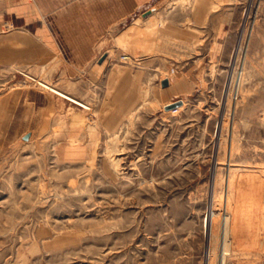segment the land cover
Masks as SVG:
<instances>
[{"label": "rangeland", "instance_id": "obj_1", "mask_svg": "<svg viewBox=\"0 0 264 264\" xmlns=\"http://www.w3.org/2000/svg\"><path fill=\"white\" fill-rule=\"evenodd\" d=\"M22 48L0 60V264H264V0H147L80 86Z\"/></svg>", "mask_w": 264, "mask_h": 264}, {"label": "crops", "instance_id": "obj_2", "mask_svg": "<svg viewBox=\"0 0 264 264\" xmlns=\"http://www.w3.org/2000/svg\"><path fill=\"white\" fill-rule=\"evenodd\" d=\"M147 0H0V60L15 61L16 40H22L23 64L48 67L64 62L77 72V83L91 80L111 64L108 57L95 63L97 44L116 26L141 9ZM217 22L225 17L219 14ZM14 26L6 29L5 23ZM225 22H219L224 28ZM218 24V25H219ZM48 62V63H47ZM88 74V75H87ZM169 84V80H168ZM167 84V85H168Z\"/></svg>", "mask_w": 264, "mask_h": 264}, {"label": "water", "instance_id": "obj_3", "mask_svg": "<svg viewBox=\"0 0 264 264\" xmlns=\"http://www.w3.org/2000/svg\"><path fill=\"white\" fill-rule=\"evenodd\" d=\"M161 84L163 86H166L168 84V80L167 79L162 80ZM180 104H181V100H178L176 102H173V103L168 104L167 106H165V109H172V108H175V107L179 106Z\"/></svg>", "mask_w": 264, "mask_h": 264}, {"label": "built area", "instance_id": "obj_4", "mask_svg": "<svg viewBox=\"0 0 264 264\" xmlns=\"http://www.w3.org/2000/svg\"><path fill=\"white\" fill-rule=\"evenodd\" d=\"M13 26H14V24H13V20H9L7 23H5V28H6V29L12 28ZM121 59H123V60H127V59H129V57L126 56V55H122V56H121Z\"/></svg>", "mask_w": 264, "mask_h": 264}, {"label": "bare ground", "instance_id": "obj_5", "mask_svg": "<svg viewBox=\"0 0 264 264\" xmlns=\"http://www.w3.org/2000/svg\"><path fill=\"white\" fill-rule=\"evenodd\" d=\"M46 86V85H45ZM49 88V87H48ZM50 89V88H49ZM56 93H58V94H60L61 96H64V97H66V98H68V99H70V100H72V101H74L73 99H71V98H69L68 96H66L65 94H63V93H61V92H58V91H56V90H54ZM239 91V90H238ZM75 102V101H74ZM76 103H78V102H76ZM240 197V196H239ZM237 198V197H236ZM240 205H241V203H240ZM242 208V207H241ZM213 216V215H212ZM210 217V216H209ZM239 217V216H238ZM235 219V218H234ZM238 220V219H237ZM235 221H236V219H235ZM238 222V221H237ZM234 223H236V222H234ZM232 224V223H231ZM261 224V223H260ZM262 224H264V222H262ZM212 226V225H211ZM233 229H234V227H233ZM225 231V230H224ZM226 236V235H225Z\"/></svg>", "mask_w": 264, "mask_h": 264}]
</instances>
